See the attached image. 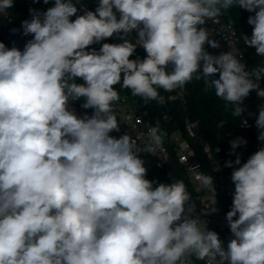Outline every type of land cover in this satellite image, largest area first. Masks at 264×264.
Returning <instances> with one entry per match:
<instances>
[{
	"label": "clouds",
	"instance_id": "obj_1",
	"mask_svg": "<svg viewBox=\"0 0 264 264\" xmlns=\"http://www.w3.org/2000/svg\"><path fill=\"white\" fill-rule=\"evenodd\" d=\"M13 3L0 0V16ZM80 4L54 0L46 10L30 9L22 28L33 39L23 52L0 42V264H186L191 256L264 264V148L232 173L226 219L233 238L225 248L192 214L183 181L153 187L135 141L110 135L120 129L113 105L121 81L133 96L161 104L158 89L174 92L193 78L230 104H243L252 90L264 97L257 82L264 67L246 71L232 50L211 55L205 44L219 43L201 27L235 6L255 12L245 44L264 56V0H99L95 11L77 15ZM114 35L120 43L87 50ZM137 45L147 53L142 60L130 59ZM82 98L93 115L69 110ZM243 111L237 106L233 115ZM256 126L264 141V107ZM158 132L149 129L145 151L161 145ZM200 180L214 205L212 177Z\"/></svg>",
	"mask_w": 264,
	"mask_h": 264
},
{
	"label": "trees",
	"instance_id": "obj_2",
	"mask_svg": "<svg viewBox=\"0 0 264 264\" xmlns=\"http://www.w3.org/2000/svg\"><path fill=\"white\" fill-rule=\"evenodd\" d=\"M53 3L54 0H49L48 4H44L43 0H39V2L14 0L13 6L7 10L6 15L0 16V42L4 43L8 49L15 47L23 52L27 43L33 39L31 34L24 35L22 28V22L31 19L29 10L43 11L52 7ZM98 4L99 0H82L84 12L86 10L95 11ZM77 6L79 9L77 15H82L81 6ZM254 15L255 12H249L244 8L235 6L227 11H222L221 15L218 16L224 23L231 25L236 30L239 39L238 48L244 56V62L252 69L264 67V58L256 54L255 47H246L244 44V39L250 38L252 35L254 26L248 23V19ZM75 18L76 16L71 17L72 20H75ZM135 35L136 33L134 32L129 37L133 43H135ZM120 42L119 37L114 35L111 38L91 45L87 50L95 49L98 52L103 43ZM146 55L147 53L143 47L137 45L130 59L142 60ZM169 70L171 69L169 68ZM214 78L218 79L219 74L217 73ZM74 82L83 84L79 78H76ZM114 88L120 98L125 97L128 101L134 102L145 113L152 126L158 128L162 143L170 152L176 174L183 180L184 185L191 189V186L184 180L183 169L176 162L171 145L172 135H180L188 140L195 156L202 164L203 175L210 176L213 179L216 198L220 202L223 215L226 217L233 206L234 195L226 188L230 184L235 190V185L231 179L232 173L236 168L247 162L251 155L260 150L262 145V141L258 139L261 129L256 126L258 113L254 101L245 98L243 104L238 105L244 111L241 116L237 117L233 115L235 104H230L217 97L213 89L206 90L203 79L197 80L193 78L183 89H177L174 92H165L163 89H158L159 94L164 97V103L162 104L156 100H146L140 96H133L130 90L122 87V81L120 84L115 85ZM85 102V99L82 98L78 101H70L69 105L78 112L85 113L88 116L93 115L95 109L82 107ZM243 119L247 120L250 128L243 127ZM222 120L225 123L222 127H219L218 125ZM186 121L196 126L193 138H189L186 135ZM110 135L119 138L124 133L119 129V131H113ZM236 139H242L247 143L240 144L233 150L231 142ZM205 146L210 148L212 160L206 159L204 156L203 148ZM237 156L240 158V165L235 164ZM139 158L144 161V166L147 168L146 179L153 182V187L158 186L160 183L170 184L165 173L155 167L154 161L149 156L141 155ZM228 161L232 162L231 167L226 166ZM215 165H218L221 171H215ZM191 192L195 196V193ZM195 198L204 217L209 222L210 231H215L219 235L226 248L229 240L213 223L212 216L203 210V203L197 197ZM236 218L238 216L234 217V219Z\"/></svg>",
	"mask_w": 264,
	"mask_h": 264
},
{
	"label": "built area",
	"instance_id": "obj_3",
	"mask_svg": "<svg viewBox=\"0 0 264 264\" xmlns=\"http://www.w3.org/2000/svg\"><path fill=\"white\" fill-rule=\"evenodd\" d=\"M116 14L118 17L119 13L117 12ZM201 27H204L207 30L209 39L215 40L219 43L218 48H212L210 45L205 44L204 47L208 53L214 56H218L221 53H227L232 50L234 54L237 55L240 62L246 66V71H250L252 69L244 62V56L238 48L239 39L236 30L231 25L224 23L219 17H216L214 19L206 20L205 24ZM245 46L249 47L246 44ZM260 57L264 58V56ZM252 79L255 80V77L253 76ZM257 82L259 83L260 89H264L263 76ZM246 98L254 101L257 108V113L261 107H264V97L258 96L257 90H252ZM237 106L238 105H235V108ZM113 109L118 119V124L121 131L124 134L129 135V137L133 141H135L137 147L143 151L137 153V155L149 156L154 161L155 167L165 173L166 178L169 180L170 184L175 182L176 180L183 181L176 174L172 164L170 152L163 145V143H161V145L157 147L153 152L149 153L145 151V149L151 143L148 133L149 129L153 127L146 117L145 113L142 112L134 102L128 101L125 97H121L118 102L114 103ZM69 110L73 111L78 117H83L85 115V113L76 112V110L70 105ZM242 125L244 128H250V124L248 122L245 124L242 121ZM195 127L196 126L194 124L186 121L185 132L189 138L194 137ZM171 145L173 147L175 160L183 169L184 180H186V183L191 186V189L186 187V190L191 197L189 203L192 204V207L194 209L192 214L199 217L201 220V224L206 226L207 229L210 230L209 222L204 217L198 205V201L195 198L197 197L198 200L203 203V210L208 212L212 216L213 223L216 225V227L224 233L231 232L228 221L221 211L220 202L215 197V204L212 205L211 192L208 189H205L201 184L200 177L201 175H203L202 164L195 156L188 140L180 135H172ZM261 148H264V141H262ZM203 153L206 159L212 160L211 150L208 146H205L203 148ZM214 169L215 171H221L218 165H215ZM226 188L234 195L235 190L230 184H228ZM191 191L195 193V196ZM213 207L217 210L212 211ZM185 262L186 264H209V261L198 260L195 256L185 257Z\"/></svg>",
	"mask_w": 264,
	"mask_h": 264
},
{
	"label": "crops",
	"instance_id": "obj_4",
	"mask_svg": "<svg viewBox=\"0 0 264 264\" xmlns=\"http://www.w3.org/2000/svg\"><path fill=\"white\" fill-rule=\"evenodd\" d=\"M139 46H140V45H139ZM223 233H224V232H223ZM224 235H225L226 239L229 240V241L233 238V235H232L231 232H225Z\"/></svg>",
	"mask_w": 264,
	"mask_h": 264
},
{
	"label": "water",
	"instance_id": "obj_5",
	"mask_svg": "<svg viewBox=\"0 0 264 264\" xmlns=\"http://www.w3.org/2000/svg\"><path fill=\"white\" fill-rule=\"evenodd\" d=\"M80 6H81V9H82V13L84 14V8H83V6H82V0H81V4H80Z\"/></svg>",
	"mask_w": 264,
	"mask_h": 264
},
{
	"label": "rangeland",
	"instance_id": "obj_6",
	"mask_svg": "<svg viewBox=\"0 0 264 264\" xmlns=\"http://www.w3.org/2000/svg\"><path fill=\"white\" fill-rule=\"evenodd\" d=\"M81 79V78H80ZM82 80V82L84 83V81H83V79H81ZM72 107V106H71ZM75 109V108H74ZM76 110V109H75ZM76 112H78L77 110H76Z\"/></svg>",
	"mask_w": 264,
	"mask_h": 264
}]
</instances>
